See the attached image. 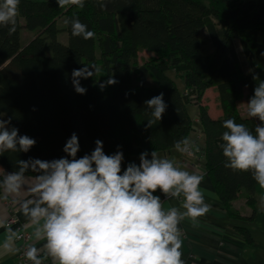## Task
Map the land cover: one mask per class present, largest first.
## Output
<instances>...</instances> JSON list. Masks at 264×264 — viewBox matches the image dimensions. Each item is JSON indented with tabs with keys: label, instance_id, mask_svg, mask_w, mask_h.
<instances>
[{
	"label": "trees",
	"instance_id": "trees-1",
	"mask_svg": "<svg viewBox=\"0 0 264 264\" xmlns=\"http://www.w3.org/2000/svg\"><path fill=\"white\" fill-rule=\"evenodd\" d=\"M74 17L95 33L93 39L71 35V25L64 21ZM58 19H63L60 26ZM17 21L11 36L0 28V115L11 117L12 126L37 143L27 154L0 156V173L15 170L18 159L64 156L72 133L79 137L78 156L90 153L97 139L107 154L118 145L126 156L169 150L192 129L185 107L193 103L203 134L200 153L222 209L230 218H252L255 193L262 197L264 189L250 172L226 169L220 145L224 120L233 118L250 130L259 123L241 115L236 104L244 89L249 98L253 95V75L264 80V0H108L105 8L97 0H85L82 9L59 8L56 0H20ZM24 29L33 32L26 44L20 41ZM202 29L209 38L201 39ZM142 49L151 54L140 63ZM85 64L100 71L81 80L87 92L80 95L71 72ZM168 70L181 78L182 90ZM110 75L118 83L100 90L98 82ZM208 87L217 94V118L201 101ZM161 92L168 108L160 122L146 128L150 111L144 101ZM242 193L252 207L250 216L231 205ZM234 229L252 242L245 225Z\"/></svg>",
	"mask_w": 264,
	"mask_h": 264
},
{
	"label": "clouds",
	"instance_id": "clouds-1",
	"mask_svg": "<svg viewBox=\"0 0 264 264\" xmlns=\"http://www.w3.org/2000/svg\"><path fill=\"white\" fill-rule=\"evenodd\" d=\"M101 8L108 0H97ZM20 0H0V28L8 35L17 30ZM59 8L85 6V0H56ZM71 35L84 40L95 33L78 18L66 19ZM92 64L73 69L71 83L77 94L87 88L81 80L99 73ZM256 86L248 99L246 112L259 123L250 130L244 123L228 118L220 147L224 167L233 172L251 173L264 189V80L253 75ZM118 83L111 75L98 82L100 90ZM150 111L146 128L160 122L168 104L164 93L144 101ZM0 115V156L5 153L27 154L37 143L12 126V118ZM90 153L78 156L79 137L72 133L63 146L64 156L45 160L29 157L18 159L15 170L0 173V191L32 228L31 243L25 245L23 258L30 264H185L182 259L183 231L180 224L193 225L211 210L201 184L205 174L188 171L173 160L158 156L156 150L139 154V163L125 165L122 146L107 154L97 139ZM181 154L193 155V142L187 137L175 143ZM196 151H199L197 148ZM163 194L161 199L157 192ZM23 194V198L22 197ZM181 201L180 206L165 208V201ZM264 206V196L261 197ZM6 229L3 247L15 251L11 244L19 238L11 224L0 221ZM40 243L41 246H37Z\"/></svg>",
	"mask_w": 264,
	"mask_h": 264
},
{
	"label": "crops",
	"instance_id": "crops-1",
	"mask_svg": "<svg viewBox=\"0 0 264 264\" xmlns=\"http://www.w3.org/2000/svg\"><path fill=\"white\" fill-rule=\"evenodd\" d=\"M32 35L33 32H30L29 37L25 42L23 41V43L26 44L27 40L30 39ZM211 88L214 90V87L205 89L201 101L202 104L206 105L205 107H207L209 115L213 118H217L221 115V110L218 107L216 91L214 90L217 103L215 111L210 107L211 103H209V99L206 97L207 91ZM195 108L197 114L195 120H197L199 126L195 127L191 120L192 129L188 131L189 133L187 134V138L191 140L194 145L193 155L188 156L186 154H181L176 147H172L169 150H156L158 156L173 160L178 166L185 170L190 172L199 170L205 174L201 189L204 190L206 202L212 207L208 214L199 218L197 224L193 225V223L187 219L180 224V228L184 233L182 237V259L185 261V264H264V245L253 241L254 238L252 235L251 243L245 241L237 230L234 229L235 226L239 224L236 222L237 219L227 217L220 205V200L215 193L212 181H210L211 179L205 169V159L200 153V147L203 146V134L200 132L201 126L198 120V108ZM197 148L199 151H196ZM124 158L125 165L128 162L139 163V154L124 155ZM156 194L160 195L162 200L165 199L163 194L159 191ZM14 198L15 197L9 196L7 199H4V194L0 191V221L6 222L10 215L14 216L19 226H21L20 230L25 232L27 237H25L26 240L14 239L11 246L15 251L10 252L3 247L6 241V229L0 227V264H14L19 245L23 242L27 244L32 242L30 239L32 228L28 226L26 218L18 211L17 205L13 204L9 206L7 204V202H12ZM21 198H23V194ZM235 200L236 199L232 201L231 205L234 204ZM180 203L181 201L179 200H168L165 201V208L169 206L179 207ZM233 206L235 207V205ZM12 229L16 231V228L12 227ZM37 246H41L40 243H38ZM45 264H50V261L46 260Z\"/></svg>",
	"mask_w": 264,
	"mask_h": 264
},
{
	"label": "rangeland",
	"instance_id": "rangeland-1",
	"mask_svg": "<svg viewBox=\"0 0 264 264\" xmlns=\"http://www.w3.org/2000/svg\"><path fill=\"white\" fill-rule=\"evenodd\" d=\"M62 22H63V19H60L58 21V25L59 26L62 25ZM199 33H200L202 40L209 38L207 32H205L204 29L200 30ZM29 35H30V31L25 30V29L22 30L20 41L25 42V40L29 37ZM59 37H60V39H62L63 42H65V39H64L65 34L59 35ZM237 43H238V41L234 40L233 44L235 45L236 50L239 51V44H237ZM150 54L151 53L145 49L140 50L138 53L137 61L140 63H143L146 59L149 58ZM243 69L246 70V67H244ZM165 72L167 73L168 76H170L175 81L174 83L176 84V86L180 90H182L183 89V83L181 81V78L177 74H175V72L172 70H168ZM214 90H213V88H211L207 91V94H206L207 95L206 97L209 99L208 100L209 103H211L210 107L212 108L213 111H215L217 108ZM243 93L244 94H243L242 98L239 99L236 106L242 115L247 116L245 102L248 101L249 97H248L246 89H244ZM195 107H196L195 104L187 103L185 108H187V111L189 112V115L191 117L190 120H192L193 125L195 127H197V126H199V124H198L197 120H195L196 115H197ZM218 111H219V109H218ZM261 195L262 194L260 191H257L255 193V197H256L255 212H254V215H252V218H246L244 220H237L236 222L239 223L240 225H245L247 227V229L249 230V232H251V235L254 238L253 241H255L256 243L264 245V206H262V204H261ZM245 200H246V196L243 195V193H242L241 196L236 198L233 205H235L237 211L241 215L250 216L252 213V207L249 206L248 204H245Z\"/></svg>",
	"mask_w": 264,
	"mask_h": 264
},
{
	"label": "built area",
	"instance_id": "built-area-1",
	"mask_svg": "<svg viewBox=\"0 0 264 264\" xmlns=\"http://www.w3.org/2000/svg\"><path fill=\"white\" fill-rule=\"evenodd\" d=\"M7 204L9 206H12L13 205L12 202H7ZM5 223L6 224H11V227L16 228V231H17L18 237H19V238H17L18 240H26L25 237H27V234L25 232H23L22 230H20L21 229V226H19V224H18V222H17V220H16V218L14 216L10 215L7 218V220H6ZM26 244L27 243H24L23 242L21 245H19L18 250H17L18 253H17V256H16V261L14 262V264H30V262L26 261L23 258V251L25 249V245Z\"/></svg>",
	"mask_w": 264,
	"mask_h": 264
}]
</instances>
